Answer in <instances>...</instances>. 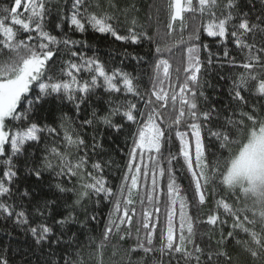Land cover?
<instances>
[{"label": "snow or ice", "instance_id": "1", "mask_svg": "<svg viewBox=\"0 0 264 264\" xmlns=\"http://www.w3.org/2000/svg\"><path fill=\"white\" fill-rule=\"evenodd\" d=\"M49 3L50 0H12L11 6L0 8V165L3 166L0 174V216L13 219L18 226H26L24 230L31 234L37 245L45 242H64V231H61L54 241L51 239L54 229L46 222L61 197L70 195L73 199L68 205L67 214L55 219V225L60 229L75 224L85 227L88 221L96 220L95 214L88 215L86 202L93 201V197H96L94 203L99 204L101 197L110 199L114 193L104 175V162L92 160L86 151L91 147L94 153L99 147L96 136L92 137L93 142L88 145L80 129L92 126L94 121L99 120L120 131L124 124L115 123L113 120V117L119 116L122 121L138 125L132 135L133 146L128 153L127 171L119 188L120 197H124L127 188L124 204L133 203V190H139L141 178L147 186L150 177L151 191L147 193L146 199L149 203L156 199L158 205L160 201L154 195L157 193V177L163 179L167 172L168 182L165 202L166 226L160 234V248L153 247L157 227V224L150 223L153 213L144 211V240L138 237L137 244L127 249L120 260L114 261L113 264H133L132 256L138 251L143 255L138 258L137 264H149L148 257L157 251L161 257L167 254L170 258H175L176 254H179L185 264L192 259H195L196 264H200L203 249L194 242V223L187 211L189 202L177 184L172 167L177 156L169 154L167 169L161 162L162 141L165 137V131L161 127L164 120L161 109H170V113L174 114L168 117L172 121L170 127L176 126L175 137L179 140V156L183 158L184 165L191 174L198 203L203 205L206 202L205 189L209 183L219 184L235 199V204L229 203L223 197L217 201L218 208H222L232 218L233 231H229L226 237L222 234L221 241L234 237L237 231L244 233L247 239L237 240V243L253 258L264 257V110L257 104H249L248 97L244 95L248 93L250 96L264 99V77L251 71L257 65L264 68L260 55H251L253 50L257 53L264 52V46L256 48L254 42L247 43L245 40L249 33L257 30L264 32V27L261 26L264 18L258 16L256 22L250 21L248 13L241 14L238 11L236 0H226L220 14L216 11L219 0H169L167 27L170 31L174 30L176 21H180L183 31L185 14L188 13L201 17V27L189 36L191 46L187 48V67L184 68L186 75L184 82L178 85V92L172 91L170 95L165 89V81L170 80L171 65L167 59L158 58L154 65L151 93L144 99V94L134 83L135 77L120 68L109 71L100 59L77 51L70 52L71 57L76 59L64 61L58 77L45 75L59 45L72 48L81 43L67 36L60 38L47 30L46 19L51 11L47 7ZM93 7L100 9V0H72L71 11L67 15L59 16L55 24L56 29L63 32L64 22L67 21L72 30L85 33L90 28L96 33L110 34L117 41L137 44L143 39H151L147 33H138L135 30L134 17L126 34L120 33L116 27L118 16L114 11L107 10L117 9L115 0H107V9L103 11H92ZM237 17L239 22L234 23ZM201 29L212 38L224 39L230 35L237 48L247 49L249 52L248 62L241 64L245 71L233 81L230 92L237 107L225 114L223 119L215 106L200 109L197 104L196 89L201 87L199 74L202 66L199 52L201 48H208L206 44L195 43L200 40ZM23 34L27 35L21 38ZM166 51H170L167 45L163 48L157 45L155 48V53L161 57ZM224 55L228 56L229 53L225 51ZM133 58L142 59L136 56ZM85 73L88 74L87 78ZM172 87L169 83V88ZM98 88H103L110 97L105 115L97 116L93 112V118L81 120L78 127H74L76 121L67 113L60 116L58 126L40 123L34 119L36 106L49 97L71 103L73 115L78 116L81 105L94 95ZM122 92L125 97L131 94L133 97L144 99V106L148 110H141L137 103L126 98H111ZM199 96H204L202 90L199 91ZM245 107L250 110L245 111ZM214 120L216 123H213ZM182 123L185 125L184 131L179 130ZM205 131L209 141L217 146V150L211 153V160L208 158L209 148L205 144ZM40 145H43L40 163L31 167H28L27 163L25 165L29 174L40 180L43 173L49 171L55 177L64 179L50 185L54 189L52 198L45 199L34 207L35 215L43 217L44 220L32 224L23 201L27 198L31 202L33 194L27 188L19 190L16 185L15 181L19 178V166L16 161L22 156H35V152L29 153V148ZM82 149L85 151L81 154ZM146 153L148 163H145ZM14 196L19 199L13 200ZM143 202L142 199L141 203ZM120 204L121 201L117 198L115 213H120ZM160 211L159 206L154 208L157 222ZM80 212L85 217L83 222L79 220ZM125 218L130 222L127 207L123 209V215L117 217L119 223L109 220L99 242L91 238L87 245L77 244L74 249L73 243L76 242L77 236L73 233L67 244L69 250L61 257L63 264H87L90 260H95V264H104L106 242L114 229L119 231ZM219 219L217 212L208 216L207 223L215 225ZM124 238V235H121L120 239ZM189 244L193 245V251L188 250ZM112 255L116 256L117 252L113 251ZM217 255L226 256L227 253L221 251ZM208 260H212L211 253L208 254ZM0 264H9L6 255H0ZM150 264H163V261L153 256Z\"/></svg>", "mask_w": 264, "mask_h": 264}, {"label": "trees", "instance_id": "2", "mask_svg": "<svg viewBox=\"0 0 264 264\" xmlns=\"http://www.w3.org/2000/svg\"><path fill=\"white\" fill-rule=\"evenodd\" d=\"M71 3L72 0H50L47 7L51 11L46 19V28L60 38L67 36L81 43L76 44L72 48L66 47L63 44L59 45L56 55L49 62L45 75L58 77L61 68L64 66V61L76 59L71 57L70 52L77 51L88 57L100 59L109 71L114 68H120L135 77L134 83L138 85L139 91L144 94V99H147L152 90L154 65L158 58H164L171 65L170 80L165 81V89L169 91L170 95L172 91L178 92V85L184 82L186 75L184 68L187 67V48L191 46L189 36L201 27V17L199 15L185 14L183 31H181L180 21H176L174 23V30L170 31L167 27L169 23V0H115L118 6L115 10L107 9V0H100L101 8L96 9L93 7L91 10L97 12L105 9L114 11L119 18L116 27L121 34H126L128 27L131 26V19L134 17L136 20L135 30L138 33L145 32L151 38L143 39L137 44H132L130 42L117 41L110 34L96 33L90 28L85 33H80L70 29L67 21L64 22L63 32L56 29L55 24L58 22L59 16L67 15L71 11ZM225 3L226 0H219V7L216 9L217 14H220L223 10ZM236 3L238 11L241 14L248 13L250 21L256 22L258 16L264 18V0H236ZM11 4L12 0H0V8L11 6ZM233 22L238 23L239 17ZM261 26L264 27V23ZM26 35L23 34L21 38ZM245 40L247 43L254 42L256 48H260L264 46V32L257 30L254 33H249L245 37ZM195 43L208 45L207 49L201 48L199 52L202 66L199 74L201 87L196 89L197 104L200 109L215 106L220 112L221 119H223L225 114L230 113L233 108L237 107L236 102L230 96V92L233 81L240 73L245 71L241 67V64L248 62L249 52L247 49L237 48L230 35L224 39L212 38L208 37L202 29L200 31V40L195 41ZM157 45L162 48L167 45L170 51L163 52L162 57L158 56L155 53ZM225 51L229 53L228 56L224 55ZM257 54L261 57V63H264V52L257 53L253 50L251 53L252 56ZM134 56L142 57V59H134ZM251 71L264 77V68L259 65ZM84 76L87 78L88 74L85 73ZM169 83L173 86L172 88H169ZM201 90L204 92V96H199V91ZM244 95L248 97L249 104H257L264 110V99L250 96L248 93H244ZM117 97L121 100L126 98L137 103L138 107L143 111L148 110L144 106V99L140 97H133L131 94L125 97L122 92L111 98L115 99ZM109 99V94L103 88H98L95 94L81 105L79 115L74 116V109L71 103L66 101L60 102L54 97H49L36 106L34 119L40 123L58 126L60 116L63 113H67L76 121L74 127H78L81 120L85 118L92 119L93 112L97 116L105 115L109 108ZM244 110L249 111L250 109L245 107ZM161 112L164 115L161 127L165 131L160 154L163 157L161 162L167 169L169 154L177 156V159L173 161L172 167L177 184L189 202L187 211L194 223V242L203 249V253L200 254V264H264V257L253 258L249 252L244 250L241 244L237 243V240L247 239L244 233L237 231L234 237L221 241L222 234L226 237L229 231H233L231 228L232 218L222 208H218L217 201L223 197L229 203L235 204V199L228 190L219 184L209 183L205 189L206 202L203 205L198 203V198L194 192V184L191 181V174L187 171L183 158L179 156L180 145L179 140L175 137L176 126L170 127L172 121L168 117L172 113H170V109H161ZM113 120L115 123H123L124 127L120 131H116L114 128L108 127L101 121L96 120L92 126H84L83 129H80L88 145L92 144V137L96 136L99 147L96 148L94 153L91 147L86 149V151L91 155L92 160H102L104 162V175L108 180V186L113 189L114 193L110 199L101 197L99 204L94 203L97 199L96 197H93V201L86 202L88 215L95 214L96 220L88 221L85 227L75 224L63 230L60 229L55 225V219H59L61 215L67 214L69 211L68 205L71 204L73 199L70 195L61 197L57 201V207L53 210L52 216L47 217L46 222L53 226L54 229V235L51 239L54 241L56 236H59L61 231H64V242L61 244L45 242L42 245H37L31 234L24 230L26 226H18L14 223L13 219L0 216V255H6L9 264H63L61 257L69 250L67 244L73 233L77 236L76 242L73 243V249L77 244L87 245L91 238L99 242L109 220L112 219L119 223L117 217L123 215L125 207L129 209L131 220L129 222L125 218V222L120 225L119 231L113 230L109 240L106 242L107 248L104 253V264H113L114 261H119L127 249L137 244L138 237L140 240H144L146 236V230L143 228L144 211L153 213L150 223L157 224L153 237V247L155 249L160 248V234L166 226L167 172L163 179L159 176L157 177V193L154 195L160 201L158 205L156 199L151 203L146 199L147 193L151 191L150 177L147 181V186H145L144 179L141 178L139 190H133L132 192L133 203L125 205L123 200L127 196V188H125L124 197L119 196V188L122 178L127 171L128 153L133 146L132 135L138 125L126 120L122 121L119 116L113 117ZM213 123H216V121L214 120ZM179 130H185L184 123L179 126ZM204 137L205 144L209 148L208 158L211 160V153L217 150V146L214 142L209 141L207 131L204 132ZM42 148L43 145L29 148V153L35 152V156H22L16 161L19 166V178L15 181L16 185L19 186V190L22 191L27 188L33 194L31 202L27 198L23 201L29 214L30 223L32 224L44 220L43 217L35 215L33 211L34 207L39 202L52 198L54 189L50 185L55 184L60 179H64L55 177L49 171H45L40 180L29 174L25 165L26 163L28 167H31L33 164L38 165L43 155ZM84 151L82 149L81 154ZM160 156H157V158L159 159ZM137 162H139V158ZM145 163H148L147 153L145 154ZM90 165L91 160L88 165L89 170ZM2 170L3 166L0 165V174H2ZM68 186L70 187L71 185L69 184ZM117 198L121 201L120 213L114 212ZM12 199L18 200L19 198L14 196ZM142 199L144 201L143 204L141 203ZM156 206H159L161 209L158 214V222L156 219L157 214L154 212ZM217 212L220 217L218 222L215 225L207 223L208 216ZM79 220L82 222L85 220L82 212L79 213ZM223 221H226V223H222ZM176 223L178 225V217ZM121 235L125 237L123 240L120 239ZM188 250L193 251L192 244L188 245ZM85 251L87 252V249ZM113 251L117 252L116 256L112 255ZM221 251L226 252L227 255L218 256L217 253ZM210 253L212 254L211 261L208 260V254ZM141 255L143 254L139 251L133 254V264H137L138 258ZM153 256L158 260H162L163 264H177V260L179 264H185L184 259L179 254H176L175 258H170L167 254L161 257L158 251L148 257L149 264ZM87 264H95V260L87 261ZM188 264H196L195 259L189 261Z\"/></svg>", "mask_w": 264, "mask_h": 264}]
</instances>
